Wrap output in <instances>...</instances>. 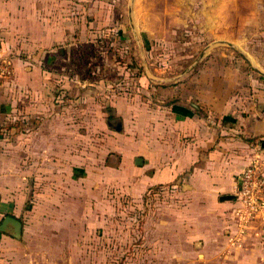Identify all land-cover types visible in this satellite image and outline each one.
Here are the masks:
<instances>
[{
  "label": "rangeland",
  "instance_id": "1",
  "mask_svg": "<svg viewBox=\"0 0 264 264\" xmlns=\"http://www.w3.org/2000/svg\"><path fill=\"white\" fill-rule=\"evenodd\" d=\"M26 9L28 22L61 24L66 38L33 54L27 41L11 45L36 90L0 82L14 103L2 124L14 129L0 140L34 151L23 165L38 190L63 180L66 197L68 175L53 166L67 161L83 186L81 234L72 244L73 223L55 213L47 264H264V236L256 251H229L212 213L181 210L179 188L144 189L133 160L123 165L140 138L154 139V113L175 100L173 87L226 70L240 84L264 82V0H27Z\"/></svg>",
  "mask_w": 264,
  "mask_h": 264
},
{
  "label": "crops",
  "instance_id": "2",
  "mask_svg": "<svg viewBox=\"0 0 264 264\" xmlns=\"http://www.w3.org/2000/svg\"><path fill=\"white\" fill-rule=\"evenodd\" d=\"M26 5L27 0H0V58H8L13 69L12 78L4 84L19 90L28 86L35 91L32 84L35 77L29 73L28 77L23 76L22 71L28 68L13 53L11 45L19 44L17 40L27 41L30 54L51 50L52 46H59L65 40L66 32L61 24L51 27L49 23L41 25L37 20V23L28 22L30 15ZM227 74L232 77L234 73L220 71L218 81L216 78L214 83L201 78L195 83L170 89L175 92V100L156 108L154 139H148L146 135L140 138L138 151L128 158L123 157V165L129 171L127 167L133 160L137 170L134 173L144 189L168 185L179 188V198L186 201L181 210L212 213V221H218L224 228L228 250L249 254L262 247L261 233L248 230L240 234L244 237L240 241L231 213L232 201L221 199L234 196L238 177L248 165L256 161L264 169V82L244 83L242 79L240 84L234 74L236 78L232 77L233 82L228 83ZM4 84H0V128L12 131L13 126L9 129L2 126L8 120V108L14 104L4 100L3 96L10 90ZM236 90L238 94L232 95ZM145 112L147 120V110ZM145 127L146 123L144 127L140 126V131L145 132ZM26 136L29 138L30 135L27 133ZM1 145L0 224L10 216L20 221L22 228L20 239L0 231V264H47L43 258L47 250L44 241L48 236L58 235L47 227L48 222L56 223L55 213L63 210L66 227L73 223L74 231L66 233L72 244L82 231L83 186L70 175L71 167L76 166H70L68 161L53 166L68 175L69 180L62 187L69 192L66 197L58 190L63 180H58L56 185L44 183L38 190V183L29 176L32 168L27 163L23 165L24 155L28 158L34 151L29 147L24 151L13 141L9 147L0 140ZM59 154L66 155L64 151ZM35 220L39 221L37 227ZM32 222L34 226H31ZM58 248L55 244V249Z\"/></svg>",
  "mask_w": 264,
  "mask_h": 264
},
{
  "label": "built area",
  "instance_id": "3",
  "mask_svg": "<svg viewBox=\"0 0 264 264\" xmlns=\"http://www.w3.org/2000/svg\"><path fill=\"white\" fill-rule=\"evenodd\" d=\"M12 75L11 61L8 58H0V82H8ZM233 197L231 213L240 239V234L243 235L252 227H256L263 237L264 169L259 162L254 161L239 175Z\"/></svg>",
  "mask_w": 264,
  "mask_h": 264
},
{
  "label": "water",
  "instance_id": "4",
  "mask_svg": "<svg viewBox=\"0 0 264 264\" xmlns=\"http://www.w3.org/2000/svg\"><path fill=\"white\" fill-rule=\"evenodd\" d=\"M117 130H120L117 128ZM234 197H223L221 201L228 200L233 201ZM21 228L22 225L20 221H18L15 218H12L10 216H7L4 218V220L0 224V231L1 232H7L9 235L16 239H20L21 236Z\"/></svg>",
  "mask_w": 264,
  "mask_h": 264
},
{
  "label": "trees",
  "instance_id": "5",
  "mask_svg": "<svg viewBox=\"0 0 264 264\" xmlns=\"http://www.w3.org/2000/svg\"><path fill=\"white\" fill-rule=\"evenodd\" d=\"M10 127H11V126H8L7 129H9ZM1 129H2V128H0V130H1ZM150 189H152V188H150ZM150 189H149V190H150Z\"/></svg>",
  "mask_w": 264,
  "mask_h": 264
}]
</instances>
